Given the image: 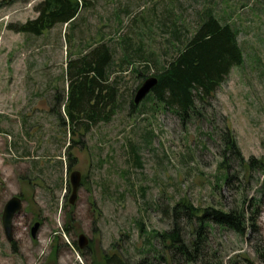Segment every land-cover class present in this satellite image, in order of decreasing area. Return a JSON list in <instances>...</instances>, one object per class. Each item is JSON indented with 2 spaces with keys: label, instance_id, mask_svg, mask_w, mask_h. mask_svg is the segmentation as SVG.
<instances>
[{
  "label": "rangeland",
  "instance_id": "374dc122",
  "mask_svg": "<svg viewBox=\"0 0 264 264\" xmlns=\"http://www.w3.org/2000/svg\"><path fill=\"white\" fill-rule=\"evenodd\" d=\"M38 1L0 9V264H93L118 251L137 260L135 248L147 235L169 228L171 219L158 205L181 197L199 207L242 204L254 226L243 235L213 226L209 250L222 256V264H264V171L242 170L235 160L229 169L220 164L225 129L244 159L264 158V0H91L73 30L56 25L34 36L7 28L34 17ZM208 8L239 31L244 58L219 85L203 118L185 124L150 102L132 109L143 81L128 66L112 119L84 135L69 134L61 92L69 58L104 41L118 61L128 38L131 49L141 47L133 66L149 58L154 68L173 52V28L191 34ZM69 145L75 159L67 168ZM73 170L82 184L70 204ZM226 170L239 171L229 184L223 182ZM14 195L23 202L8 240L1 216ZM35 222L40 225L33 238ZM80 234L88 240L82 250Z\"/></svg>",
  "mask_w": 264,
  "mask_h": 264
},
{
  "label": "trees",
  "instance_id": "16d2710c",
  "mask_svg": "<svg viewBox=\"0 0 264 264\" xmlns=\"http://www.w3.org/2000/svg\"><path fill=\"white\" fill-rule=\"evenodd\" d=\"M29 1L0 0V9ZM90 3L91 0H39L33 6L34 17L9 23L7 28L34 36H40L56 25H67L73 30L82 9ZM238 33L231 24L221 22L210 8L204 9L191 34L173 28V52L154 68L149 58L141 60L140 67L133 66L132 56L140 52L141 47L131 49L128 38L122 40V53L118 61L107 42L87 45L86 50L66 61L65 86H62L61 92L63 120L67 121L69 134L84 135L98 123L112 119L119 105L120 75L128 70V66L142 81L150 76L157 78L156 85L140 103L134 105L132 97V109L141 104L140 109L144 103L150 102L151 108L161 106L169 109L185 124L193 117L203 118V111L210 105V100L230 69L243 63ZM70 37V34L65 35V43L69 42ZM136 55L142 58L141 53L137 52ZM54 89V99L58 103L61 96L57 90L60 88ZM220 138L223 145L220 164L225 169L231 168L230 160H235L242 170L247 167L264 171V158L244 159L229 129L223 130ZM70 146L65 150L67 168L73 165L75 159ZM131 152L136 153V148L132 147ZM58 163L61 166L62 160L59 159ZM238 173L226 170L224 184L238 177ZM241 199L244 203L243 196ZM158 209L171 219L169 228L153 230L147 235L143 245L135 248L139 255L137 260L127 256V252L118 251L102 254L101 262L93 264H153L148 261L150 259L155 261L154 264H222V256L209 250L212 227L230 229L243 235L248 226H254L252 215L242 204L199 207L190 199L181 197L166 206L159 204ZM63 231H68V228L64 226ZM154 240L158 247L152 243Z\"/></svg>",
  "mask_w": 264,
  "mask_h": 264
},
{
  "label": "water",
  "instance_id": "95a60500",
  "mask_svg": "<svg viewBox=\"0 0 264 264\" xmlns=\"http://www.w3.org/2000/svg\"><path fill=\"white\" fill-rule=\"evenodd\" d=\"M157 78L154 76H150L146 78L140 86L135 90L133 96V103L137 105L140 103L147 94L152 90V88L156 85ZM81 181V173L78 170H73L69 174V182L71 185V192L69 197V203L73 204L74 200L76 199L77 192L80 186ZM22 206L21 198L18 195L11 196L6 203L4 204L1 222L4 234L8 240L13 238L12 236V228H13V217L15 214L20 210ZM39 222H35L31 228L32 237H36V232L39 227ZM77 245L79 249H83L88 245V240L84 234H80L78 236Z\"/></svg>",
  "mask_w": 264,
  "mask_h": 264
},
{
  "label": "flooded vegetation",
  "instance_id": "af4514ba",
  "mask_svg": "<svg viewBox=\"0 0 264 264\" xmlns=\"http://www.w3.org/2000/svg\"><path fill=\"white\" fill-rule=\"evenodd\" d=\"M81 184H82V182L80 181V186H81ZM80 186H79V188H80ZM18 196L21 198V201L23 202L22 197L20 195H18ZM80 250H82V249H80Z\"/></svg>",
  "mask_w": 264,
  "mask_h": 264
}]
</instances>
